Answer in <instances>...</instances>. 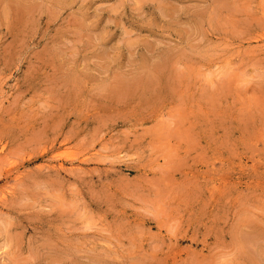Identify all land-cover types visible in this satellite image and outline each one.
I'll return each instance as SVG.
<instances>
[{"label":"rangeland","instance_id":"1","mask_svg":"<svg viewBox=\"0 0 264 264\" xmlns=\"http://www.w3.org/2000/svg\"><path fill=\"white\" fill-rule=\"evenodd\" d=\"M0 264H264V0H0Z\"/></svg>","mask_w":264,"mask_h":264},{"label":"bare ground","instance_id":"2","mask_svg":"<svg viewBox=\"0 0 264 264\" xmlns=\"http://www.w3.org/2000/svg\"><path fill=\"white\" fill-rule=\"evenodd\" d=\"M136 80V79H135ZM151 80V79H150Z\"/></svg>","mask_w":264,"mask_h":264}]
</instances>
